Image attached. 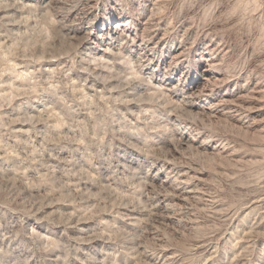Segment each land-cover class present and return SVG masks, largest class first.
<instances>
[{"label": "clouds", "instance_id": "1", "mask_svg": "<svg viewBox=\"0 0 264 264\" xmlns=\"http://www.w3.org/2000/svg\"><path fill=\"white\" fill-rule=\"evenodd\" d=\"M48 7L58 20L34 18L53 36L41 55L58 63L29 75L62 79L51 103L77 116L74 143L110 218L96 238L115 245L100 264H264V111L246 106L264 102V0ZM23 22L0 15V29ZM30 31L13 44L25 66L38 63Z\"/></svg>", "mask_w": 264, "mask_h": 264}, {"label": "rangeland", "instance_id": "2", "mask_svg": "<svg viewBox=\"0 0 264 264\" xmlns=\"http://www.w3.org/2000/svg\"><path fill=\"white\" fill-rule=\"evenodd\" d=\"M32 2L35 14L26 0H0V15L24 21L0 29L6 33L0 36V222L6 221L0 228V264H100L109 253L115 254V245L96 238L105 231L99 220L110 218L98 206V189L87 179L92 169L86 152L74 143L79 134L72 131V120L77 116L51 103L53 91H65L58 87L62 79L29 75L35 68L48 69L58 63L55 57L41 55L53 36L47 23L38 22L34 15L60 17L48 5ZM9 3L18 7L4 12ZM94 15L95 10L85 19ZM103 19L94 27H100ZM28 29L38 63L25 66L13 44L15 35ZM7 36L13 39L5 44ZM71 97L68 93L65 99L71 103ZM262 103L250 101L247 106L264 111ZM5 204L8 208H3Z\"/></svg>", "mask_w": 264, "mask_h": 264}, {"label": "bare ground", "instance_id": "3", "mask_svg": "<svg viewBox=\"0 0 264 264\" xmlns=\"http://www.w3.org/2000/svg\"><path fill=\"white\" fill-rule=\"evenodd\" d=\"M32 1H34V0H31V1H28V0H26V5L28 6V8L29 7H34V5L33 4H31V3H34V2H32ZM37 3H42V4H44L45 6L46 5H48L49 4V0H35ZM35 2V3H36ZM24 4V5H25ZM143 23H146V21L145 22H142V24H141V29L143 28ZM97 29H98V31H100L101 29H100V27H97ZM137 43H139V41H137ZM211 78V77H210ZM225 87V86H224ZM217 91H220V92H222V95H221V98L222 99H236V97L235 96H232V95H229L227 92H224V91H222V89H217ZM248 104V103H247ZM247 104H246V106H247ZM251 107V106H250Z\"/></svg>", "mask_w": 264, "mask_h": 264}]
</instances>
